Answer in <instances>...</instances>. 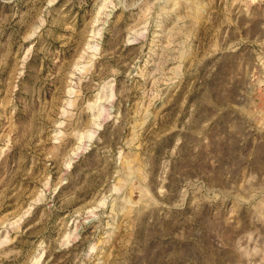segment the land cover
Instances as JSON below:
<instances>
[{
	"label": "rangeland",
	"instance_id": "obj_1",
	"mask_svg": "<svg viewBox=\"0 0 264 264\" xmlns=\"http://www.w3.org/2000/svg\"><path fill=\"white\" fill-rule=\"evenodd\" d=\"M0 264H264V0H0Z\"/></svg>",
	"mask_w": 264,
	"mask_h": 264
}]
</instances>
